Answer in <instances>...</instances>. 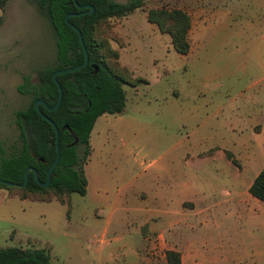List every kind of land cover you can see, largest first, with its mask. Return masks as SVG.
<instances>
[{
  "label": "rangeland",
  "instance_id": "1",
  "mask_svg": "<svg viewBox=\"0 0 264 264\" xmlns=\"http://www.w3.org/2000/svg\"><path fill=\"white\" fill-rule=\"evenodd\" d=\"M157 7L190 16L187 54L148 22ZM0 16V139L9 152L15 112L33 102L18 85L37 82L56 51L30 0H8ZM111 21L110 45L133 84H123L124 110L94 123L88 192L60 203L0 188V247H48L52 264H167V250L180 264H264V202L249 193L264 168V0H143ZM132 207L168 215L147 220Z\"/></svg>",
  "mask_w": 264,
  "mask_h": 264
},
{
  "label": "trees",
  "instance_id": "2",
  "mask_svg": "<svg viewBox=\"0 0 264 264\" xmlns=\"http://www.w3.org/2000/svg\"><path fill=\"white\" fill-rule=\"evenodd\" d=\"M7 1L0 0L1 10H4ZM30 1L45 15L55 37V63L37 72V82H31L26 76L18 85L20 92L32 95L33 102L15 112L18 137L8 147L9 152L0 139V178L17 184L7 186L0 183V188L10 190L21 199L48 202L55 198L64 203L71 193L86 194L84 165L90 154L89 138L94 123L102 114L121 113L126 105L123 84H133L127 79V68L119 64L118 52L110 45L111 20L141 8L143 0H76L80 5L94 6L93 13L69 17V21L81 31L88 52V63L78 70L57 76L63 97L56 109L49 111L39 105L40 110L59 128L60 159L52 170L47 186H41L34 179L33 171L29 172L27 183L20 186L25 169L29 166L35 168L38 179L44 182L56 156L54 127L37 111L35 100L42 99L48 106H53L58 99V88L52 79L53 72L78 65L84 59L77 32L64 19L68 13L82 11L77 8L74 0ZM146 17L160 32L169 34L177 53H188L191 19L187 12L177 7H157L148 9ZM95 68L97 71L94 73ZM65 126L79 138L77 144L69 146L74 137ZM225 155L237 165V160L230 152L226 151ZM249 193L264 202V168L250 183ZM166 259L167 264H180L177 251L167 250ZM0 264H52L50 249L0 247Z\"/></svg>",
  "mask_w": 264,
  "mask_h": 264
},
{
  "label": "water",
  "instance_id": "3",
  "mask_svg": "<svg viewBox=\"0 0 264 264\" xmlns=\"http://www.w3.org/2000/svg\"><path fill=\"white\" fill-rule=\"evenodd\" d=\"M77 8L81 9L82 11L80 12H76V13H68L66 16H65V22L70 26L72 27L76 32H77V35H78V39H79V43H80V46L82 48V51L84 53V59L83 61L78 64V65H75L73 67H68V68H64V69H58L56 71L53 72L52 74V79L54 81V83L56 84L57 88H58V99L56 101V103L53 105V106H48L47 103L42 100V99H37L35 102H34V106L35 108L37 109V111L43 116L44 119H46L53 127H54V130H55V148H56V156H55V159L54 161L52 162V164L50 165L48 171H47V175H46V180L44 182H41L38 177H37V173H36V170L35 168L29 166L25 169V172H24V179H23V182L21 184H19L20 186H24L26 183H27V180H28V175H29V172L30 171H33V176H34V179L41 185V186H47L49 183H50V177H51V173H52V170L53 168L56 166V164L58 163L59 159H60V147H59V128L57 127V125L47 116L45 115L41 110H40V107L39 105H43L47 110H54L56 109L60 103H61V100H62V97H63V90H62V87L57 79V76L59 74H64V73H68V72H72V71H75V70H78L80 68H82L83 66H85L87 63H88V52H87V49L85 47V44H84V41H83V38H82V34H81V31L80 29L74 25L73 23H71L69 21V17L70 16H74V15H83V14H88V13H93L94 11V6L92 4H84V5H80L77 3L76 0H74ZM97 71V68H95L94 70V73ZM64 128H67L70 133L73 135L74 137V141L72 143H70L69 146H73L75 144L78 143L79 139L78 137L72 132V130L68 127V126H65ZM0 183L4 184V185H7V186H15L17 185L16 183L14 182H11V181H7V180H4V179H1L0 178Z\"/></svg>",
  "mask_w": 264,
  "mask_h": 264
},
{
  "label": "crops",
  "instance_id": "4",
  "mask_svg": "<svg viewBox=\"0 0 264 264\" xmlns=\"http://www.w3.org/2000/svg\"><path fill=\"white\" fill-rule=\"evenodd\" d=\"M260 127V125H253L252 127V131L255 135H259L262 133L263 129L261 128L260 130H257V128ZM92 155V154H91ZM87 163H85L84 165V172H85V176H86V179H87V190H86V194L88 192V187H89V180H88V177H87ZM185 186H187V184H184ZM142 196H144V193H142ZM187 196H185L186 198ZM180 201V200H179ZM129 209V207L127 208ZM132 210H134L136 213H142L143 215H145L144 213H148V215H145V217H147V220L148 219H152V217H157V218H160V214H165V215H168L167 213V209L163 208V207H160V208H153V209H147V208H138V207H132L131 208ZM98 212L95 214L97 215ZM99 215V214H98ZM100 216V215H99ZM146 220V221H147ZM107 233V228L105 227L102 234H105ZM152 244L150 245L149 243L146 244V247L145 248H154L155 246V243L154 242H151ZM149 244V245H148ZM141 249V248H135L134 249V254L137 256L138 254V250ZM139 258V257H138ZM181 261H182V258H181Z\"/></svg>",
  "mask_w": 264,
  "mask_h": 264
},
{
  "label": "flooded vegetation",
  "instance_id": "5",
  "mask_svg": "<svg viewBox=\"0 0 264 264\" xmlns=\"http://www.w3.org/2000/svg\"><path fill=\"white\" fill-rule=\"evenodd\" d=\"M79 139V138H78ZM79 142V141H78Z\"/></svg>",
  "mask_w": 264,
  "mask_h": 264
}]
</instances>
